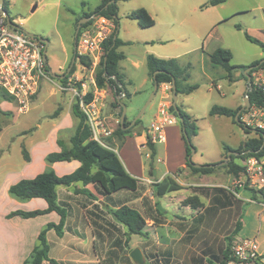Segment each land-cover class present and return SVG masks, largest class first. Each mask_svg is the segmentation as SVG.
<instances>
[{"label": "rangeland", "instance_id": "1", "mask_svg": "<svg viewBox=\"0 0 264 264\" xmlns=\"http://www.w3.org/2000/svg\"><path fill=\"white\" fill-rule=\"evenodd\" d=\"M101 1L7 0L6 9L13 21L26 19L21 26L25 32L49 40L50 45L46 51L49 72L62 76L67 72L74 54L78 20L84 12L93 11ZM208 1L129 0L118 3V37L125 42L119 48L125 54V59L120 62V73L124 77L123 86L128 96L116 94L110 87L105 88L107 94L103 113L107 118V125L114 131L108 144L126 171L134 178L139 177L140 182L144 181V192L151 204L158 202L162 205L165 218H162V224L149 221L143 236L134 235L129 238L120 230H114V239L120 242L113 247L96 249L98 258L95 259L99 264H137L130 257L134 249L141 250L144 264H210L209 261L214 256H221L222 251L230 245L229 238L253 239L257 232H260L258 238L264 247V202L261 195L255 194L249 184H240L241 173L233 176L226 165L217 166L215 173L210 175L218 178L210 179L214 184L212 186L187 185L161 198L153 194L155 184L167 176L169 168L179 166L183 157L175 136L170 144L165 142L156 145L150 140L148 130L164 93L159 89L148 104L154 92V83L147 65L149 55L163 59L179 58L181 66L188 63L192 66L188 83L197 85L198 89L189 95L181 94L178 106L196 121L197 136L192 138L196 153L191 157L194 164H214L228 160L224 145L237 149L247 136L229 118L210 115L214 106L230 109L243 107L248 83L243 78L231 82L222 77L224 70L213 68L208 55L218 48L230 50L234 57L233 73L239 77H242L243 72L237 67L264 60V49L246 38L248 34L264 44V0H226L217 7L207 8ZM83 4L86 6L83 7ZM35 6L37 9L33 11ZM139 8H145L152 14L155 26L143 29L127 18L130 12ZM255 74L254 82L264 86V71L258 70ZM61 84L60 78L52 76L51 80H43L40 93L27 114L20 115L11 102L10 109L0 108V193H3L7 184L6 173L12 169L22 171L28 165L23 158L22 148L31 149L32 140L39 135L34 134L37 127H40L39 133L44 134L58 123L53 118L57 110L61 112L63 109L64 123L70 128L61 138L67 143L69 134H74L78 120L72 116L71 106L76 99L72 92L61 91ZM2 93L4 92L0 91V101H3ZM118 97H121V104L126 107L127 123L131 125L139 118V123L129 129L125 139L115 134L120 127L121 118L120 108L116 106ZM253 131L254 129L247 136L248 139L256 137L257 132ZM152 145H156L154 156ZM43 162L45 167L42 172L49 168L46 160ZM64 165L66 163H62L63 168L58 170L66 171ZM36 166L43 168L39 154L36 155ZM155 169L158 174L157 171L154 173ZM185 172L186 175H183ZM97 173L98 170H95L94 181L88 186L93 193ZM201 178L202 175H194L185 167L176 181L199 184ZM206 180L208 178L202 179ZM195 187L229 189L235 193L237 200H234L233 207L209 215L206 209L210 206V201L201 191L195 190ZM77 190L79 189H76L75 194ZM253 195L257 196L256 201L252 200ZM9 197L12 198L10 195ZM124 197L123 193L118 196L121 200ZM93 200H86L83 196L82 203L97 212ZM191 200L197 209L191 207ZM28 201L30 200L20 202ZM5 208L15 207L5 204ZM101 213L98 211L101 220L109 219V215L106 214V218H103ZM200 217L202 218L198 221ZM238 221L242 222L243 227L236 234L234 229ZM90 258L94 260L93 257ZM263 259L259 264H264Z\"/></svg>", "mask_w": 264, "mask_h": 264}, {"label": "trees", "instance_id": "2", "mask_svg": "<svg viewBox=\"0 0 264 264\" xmlns=\"http://www.w3.org/2000/svg\"><path fill=\"white\" fill-rule=\"evenodd\" d=\"M129 0H102L100 5L97 6L91 12H84L79 20L84 18H91L93 15L105 16L114 21L115 29L111 36L104 42L105 56L99 70L97 72V83L100 88L110 87L116 94H124L125 97L128 96L124 90V77L119 71V63L125 59V54L119 52L118 49L123 46L125 43L117 37L114 40V36L118 30V3L127 2ZM226 0H209L208 6H217L225 3ZM84 6V5H83ZM6 9V3L4 5ZM7 10V9H6ZM127 18L135 21L140 28L146 29L151 28L155 25V20L149 14L145 8H139L127 15ZM79 20L76 24L79 23ZM90 22H87L82 25V28L87 27ZM238 29L240 27L238 26ZM246 38L261 46L264 49V44L246 34ZM105 57L107 60L105 61ZM209 60L211 65L214 68L221 67L227 72V78L234 82L233 69L235 68L232 65L233 54L230 50L224 48H218L213 53L209 54ZM82 64L90 63L87 58L81 57ZM147 65L150 72V77L159 84V87L163 84L171 85L173 79L176 80L177 94H186L189 95L198 89L197 85H191L188 83L190 78V69L191 66L181 67L176 59H161L153 55L147 57ZM257 66V67H255ZM255 67L248 74L252 78L253 90L249 92V98L251 101V107H260L264 108V86L257 85L254 82L253 74L264 68V62L261 64V61H256L249 66H239L237 69L242 70V78L247 81V77L244 72L250 68ZM75 72V67L72 68L71 72L64 80L61 82L64 84L66 80ZM159 72L154 79V74ZM3 101L11 102L10 98L2 93ZM116 106L120 108V114H122L121 103L116 100ZM242 109V106L237 109H230L221 106H214L210 110L211 116H224L231 118L234 124L239 125L246 134H250L253 130L250 127H246L242 122L243 112L238 121H236V115L239 110ZM172 112L178 117L173 106L171 107ZM62 111V110H61ZM72 112L74 116L79 120L78 126L75 130L74 135L70 139L71 148H66L65 144L62 141H58L59 146L61 147L60 152H53L46 156L45 160L48 165L55 164L57 162H71L79 161L80 167L77 168L73 173L58 176L52 168H48L46 171L38 174L36 177L31 179H22L16 184L10 186L8 193L12 198H15L20 201H27L35 198L44 199L48 203V208L46 210H36V211H12L7 215V218H13L19 216L24 219L35 218L50 212H57L61 216V221L58 225L50 223L48 224L40 233L38 238V245L34 248L33 252L29 258L25 261L24 264H43L44 261H49L52 264H59L54 259L49 257V243L47 240V234L51 230H55L58 236H62L64 233L65 222L67 219V210L58 203V187H71L77 183L82 184V188L77 190V193L85 195L89 199L97 200V195L110 196L114 193L120 191H129L131 193H137L140 186V181L132 177L123 166L121 160L118 158L117 154L109 147H103L92 139V132L87 124L85 115L81 112L78 103L72 105ZM60 114V110H57L53 118H56ZM180 117L183 119L181 123L182 127V138L185 143L186 149V162L185 165L191 170L194 175H203L209 176L215 173L218 163L203 164L202 167L196 168L192 165V160L189 159L191 156V148L193 147L192 138L197 136L196 124L191 116L182 111L179 107ZM139 121L136 123L138 124ZM126 126L129 123H125ZM2 131L0 127V132ZM129 130H123L121 125L116 131V135L120 138H124L129 133ZM185 132L189 137V141L185 138ZM114 136V135H113ZM110 137L107 139V143L110 141ZM152 155L156 154L155 147L152 145ZM224 151L235 152L237 155L231 156V161L225 166L229 169V173L233 176H238L243 171L241 166V161L246 160L251 157H264V130H258L255 138H249L243 142L239 148L232 149L224 145ZM226 152V155L228 153ZM23 158L26 162L31 161L29 152L25 147L22 148ZM228 159V156H226ZM236 161H240L235 162ZM95 170H98L96 175L97 183L94 185L96 189V194L93 193L88 186L94 181ZM182 172V169H177L175 174L167 175L160 182H157L154 186L153 194L155 197H164L168 193L179 191L183 187L176 181L178 174ZM195 190H199L202 194L210 201V206L206 209L207 214L215 215L219 210L233 207L234 200H237L235 193L229 189L218 188V187H195ZM252 191L255 194H260L261 199L264 202V189H255ZM236 193L238 191H235ZM254 201L257 200V196L253 195ZM192 201V200H191ZM145 211L142 212L139 209L129 206L127 204L121 205L116 211L112 214L114 218L120 222L122 225L128 228V233L126 235L130 238L131 236H143L144 229L147 227L148 220H151L153 224H162V218H165V212L160 211L157 208V204H151L148 196L144 198ZM189 204L195 210L198 207L194 202ZM202 217L197 219L201 220ZM93 226H99L96 221L91 219ZM242 222L238 221L235 225L234 232L238 234L242 230ZM228 240L231 241L230 245L222 251L221 256H214L212 260L209 261L210 264H228L230 261L234 260L232 253V238ZM129 242V239H127ZM262 257L256 264L262 261ZM150 264V263H146Z\"/></svg>", "mask_w": 264, "mask_h": 264}, {"label": "crops", "instance_id": "3", "mask_svg": "<svg viewBox=\"0 0 264 264\" xmlns=\"http://www.w3.org/2000/svg\"><path fill=\"white\" fill-rule=\"evenodd\" d=\"M5 3H7V0H4V5ZM83 5H84L83 7L86 6L85 4ZM217 6H208L207 8H212ZM36 9L37 7L35 6L33 11H35ZM149 14L152 16L150 12ZM21 19H25V18H21ZM21 19L19 20L21 21ZM24 21H26V19ZM178 59L179 58H176L178 64L181 66L180 61ZM188 65L191 66V64L188 63L186 66H181V67L185 68ZM119 71H120V63H119ZM260 71H264V68L262 70L260 69ZM224 72L225 73L222 74V77L227 78V72L225 70ZM255 75L256 74L254 73L253 77ZM190 77H191V73H190ZM233 77L235 81H238L242 78L234 73H233ZM159 89L163 90L164 93L163 99L171 92L169 91L168 84L161 85ZM180 96L181 94L178 95V101ZM0 108L1 110L10 109L11 108L10 103L5 101H0ZM71 113L72 116L76 118L72 112V106H71ZM157 114L155 115V118ZM176 118H177L176 123L167 129L168 133L166 131L165 142H168V144H170L172 140L174 141V136H175V139H177V144L181 146L183 159H182V163L179 166H176V168L174 169L169 168L166 171V175L175 174L177 169L179 168H181L183 171V168L186 167L185 165L186 149H185V143L182 138L181 121L179 117L176 116ZM54 119L58 120V123L52 125V127L48 131H45L44 134H40L39 133L40 127L39 126L37 127L34 134H39V135H37V138L32 140L33 144L31 149L27 150L30 154L31 161L30 162L25 161L28 164L24 166L25 169H23L22 171H17L12 169L6 173L7 184L5 186V190L3 191V193H0V264H24L25 261L29 258V256L33 252L34 248L38 245L39 243L38 238L41 231L48 224L53 223L58 225L61 221V216L57 212H50L30 219H24L19 216H15L10 219L7 218V215L12 211L21 210V211L30 212L36 210H46L48 208V203L44 199L35 198V199H31L28 202H20L15 198H10L8 195L9 194L8 190L10 186L16 184L22 179H31L36 177L38 174H41L45 167V163L43 161L45 160L46 156L50 153L61 151V147L59 146L58 143L59 140L65 144L66 148H71L70 139L74 134L73 135L69 134V139L67 143H65V141L61 138V135L63 133L66 134L68 130H70L69 126L65 125L64 123L63 109L60 112V114ZM229 119L232 120L231 118ZM246 135L250 136L249 134ZM247 136L243 142H245L248 139ZM157 144L158 143H156V145ZM156 145H155V150H156ZM38 154L40 155L43 168H39L36 166V155ZM62 163H66V165H64L66 166L64 167L66 168V171L64 172L58 170L63 168ZM48 166L49 168H52L58 176H63L73 173L77 168L80 167V162L79 161L57 162L55 164ZM155 171H157L158 174V170L155 169ZM183 175H186V172ZM207 178L208 180L202 181V179H207ZM211 178L218 179L217 177L214 176L202 175V178L200 179L201 183L199 184H184L183 182L180 181L179 184L183 188L184 186L187 185L212 186L214 184H212L210 180ZM136 179L139 180V177H137ZM195 179L198 178L195 177ZM147 182H149V180ZM80 185L81 183H77L71 187L57 188L58 203L62 207L66 208L67 219L65 222L63 235L58 236L55 230H51L47 234V240L50 247L49 257L57 261V263L59 264H99L97 263L98 261H96L95 259V257L98 258V255L95 253L96 249L113 247L116 244H119L120 240L114 239V235H115L114 230L115 231L120 230L121 232H123L124 235L128 233V228L122 225L120 222H118L114 218L112 213L116 211L123 204H127L129 206L135 207L142 212L143 210H145V206L143 202H144V198L147 196V193L144 192L143 190L146 186L144 181L140 183L139 190L137 193H131L129 191L124 190L114 193L110 196L99 195L100 197L97 200H93L94 206H96V208L98 209L97 212L90 210L91 206L89 205L86 206L85 203H82L83 196L86 198V200H88L89 198H87L85 195L81 193L75 194L76 189L82 188L79 187ZM120 193L125 194L123 200L118 198ZM95 194H96V189H95ZM135 202L136 205H133V203ZM5 204L12 205L15 208L6 209ZM98 211L102 212L101 214L103 218H106L105 216L106 214L109 215V219L108 220L106 219L104 221L101 220ZM91 219L96 221L99 226H96L95 228L93 226V222ZM149 221L152 222L151 220H148V222ZM259 235L260 232H257V235L253 239L257 240V242L259 243L260 254L264 257L263 242L259 240L258 238ZM89 253H91V255ZM90 256L93 257L94 260H91ZM43 264H52V263H50L49 261H44Z\"/></svg>", "mask_w": 264, "mask_h": 264}, {"label": "built area", "instance_id": "4", "mask_svg": "<svg viewBox=\"0 0 264 264\" xmlns=\"http://www.w3.org/2000/svg\"><path fill=\"white\" fill-rule=\"evenodd\" d=\"M91 23L80 29L75 43V53L79 61L73 66L75 72L60 85L61 91H70L81 112L85 115L92 132V139L103 147H108L107 139L114 131L104 117V100L107 91L97 83V72L105 56L104 42L115 29L114 21L93 15ZM9 24L0 11V91H3L16 106L20 115L27 114L37 99L43 80H51L45 59V44L41 37L30 35L21 26L20 20ZM81 57L90 63L82 64ZM159 104L158 114L149 128L152 143H164L167 129L177 121L172 112V89ZM246 127L254 131L264 130V108L250 107L242 116ZM243 171L240 184H249L253 189H264V157H251L241 161ZM234 260L228 264H256L261 259L260 246L255 239L238 238L232 243Z\"/></svg>", "mask_w": 264, "mask_h": 264}, {"label": "water", "instance_id": "5", "mask_svg": "<svg viewBox=\"0 0 264 264\" xmlns=\"http://www.w3.org/2000/svg\"><path fill=\"white\" fill-rule=\"evenodd\" d=\"M0 11L2 14H4L7 19H8V22L9 24H11L12 26H15L12 22V19L10 17V14L8 13V11L4 8V0H0ZM25 19H21V22H24ZM90 20V18H84L82 20L79 21L78 25H77V28H76V34H75V43H76V40L78 38V34H79V31L80 29L82 28V25L87 23L88 21ZM118 33L119 31L117 30L115 36H114V40L117 39L118 37ZM29 34V33H28ZM32 35V34H30ZM44 41V44H45V59L47 60V57H46V51H47V48H48V45H49V42L48 40L46 39H43ZM74 49H75V46H74ZM107 60V57H105V61ZM79 61V59L76 57V53L74 52V57H73V60L70 64V67L68 68L67 72L62 75V76H58L56 74H51V76L53 78H60V80H64L66 78V76L69 75V73L71 72L73 66ZM264 62V60L261 61V64ZM257 67V66H255ZM255 67H250L248 68L246 71H245V75L247 77V83H248V90L246 91V96H245V105L242 107L241 110L238 111L237 115H236V121H238V118L239 116L243 113V112H248L250 107H251V101H250V98H249V92H251L253 90V85H252V78L251 76L248 74L251 70H253ZM159 72H156L154 74V79L156 78V75L158 74ZM171 89H172V106L176 112V114L178 115L181 123H183V119L180 117V114H179V107H178V94H177V86H176V80L173 79L172 81V84H171ZM159 90V84L154 80V92L150 98V101L148 102V104L151 103L152 99L156 96V93L157 91ZM125 96V95H124ZM118 101L121 103V97H118ZM122 106V114H121V118H120V125L122 127L123 130H129L131 127H133L136 123H137V119L136 121H134V123H132L131 125H128L126 126L125 125V121H126V107L125 105L121 104ZM253 132H257V131H253ZM185 138L189 141V137L187 135V133L185 132ZM192 151H191V156L189 157V159H191L192 155H194L196 153V150L194 148H191ZM231 155H237V153L235 152H228V160H225V161H221L217 164V166H225L227 165L230 161H231ZM192 165L196 168H200L202 167V165H196L192 162ZM210 166H214V165H210ZM154 173H156V171L154 170ZM157 208L164 212V209L162 208V205L160 203L157 204ZM131 259L137 263V264H144V256H143V253L141 252L140 249H134L132 252H131V255H130Z\"/></svg>", "mask_w": 264, "mask_h": 264}, {"label": "flooded vegetation", "instance_id": "6", "mask_svg": "<svg viewBox=\"0 0 264 264\" xmlns=\"http://www.w3.org/2000/svg\"><path fill=\"white\" fill-rule=\"evenodd\" d=\"M75 52V51H74ZM73 57H74V54H73ZM73 57H72V60H73ZM72 60H71V62H72ZM71 64V63H70ZM70 67V66H69Z\"/></svg>", "mask_w": 264, "mask_h": 264}]
</instances>
